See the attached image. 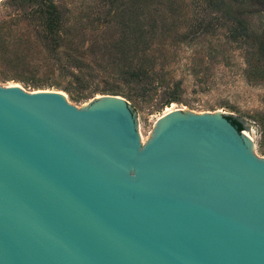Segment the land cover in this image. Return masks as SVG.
Masks as SVG:
<instances>
[{
	"label": "water",
	"instance_id": "1",
	"mask_svg": "<svg viewBox=\"0 0 264 264\" xmlns=\"http://www.w3.org/2000/svg\"><path fill=\"white\" fill-rule=\"evenodd\" d=\"M224 112L0 86V264H264V159Z\"/></svg>",
	"mask_w": 264,
	"mask_h": 264
},
{
	"label": "rangeland",
	"instance_id": "2",
	"mask_svg": "<svg viewBox=\"0 0 264 264\" xmlns=\"http://www.w3.org/2000/svg\"><path fill=\"white\" fill-rule=\"evenodd\" d=\"M53 1L68 24L78 30L77 35L70 39L74 46L80 43L86 49L95 44L92 48L97 50L102 37L108 38L104 32L107 30L104 20L108 4L101 0ZM32 9L31 5L12 8L7 5V0H0V25L9 23V27L0 31V86L13 84L28 92L61 91L76 108L87 106L101 94L86 95V98L76 101L80 93L72 89L74 99H71L57 87H64L66 82L38 65L53 55L39 49L37 52L34 22L27 14ZM164 9L175 14L173 21L183 26V31L190 32L196 21L204 27L216 23V28L211 35L198 39H179L175 31L170 32L165 50L150 52L162 64L156 65L155 71L164 75L167 87L157 86L146 98L135 104L128 102L136 115L141 144L149 140L156 120L164 115L167 108L196 114L220 111L250 127V132L244 130V133L254 141L255 155L264 159V74L254 76L248 71L250 65L259 60V56L253 54V38L232 37V29H236L240 22L247 27L248 35H260L262 14L258 7L250 0H221L216 7L212 4L209 7L205 0H176L173 6ZM89 50L85 59L93 62L98 54L89 53ZM172 92L176 94L177 101L163 105Z\"/></svg>",
	"mask_w": 264,
	"mask_h": 264
},
{
	"label": "trees",
	"instance_id": "3",
	"mask_svg": "<svg viewBox=\"0 0 264 264\" xmlns=\"http://www.w3.org/2000/svg\"><path fill=\"white\" fill-rule=\"evenodd\" d=\"M101 1L109 6L104 20L107 28L104 32L108 38L102 37L97 50L92 48L95 44L88 47L89 53L98 54L96 60L89 62L85 59L89 55L86 54L88 48L85 49L80 43L74 46V41L70 40L77 35L78 30L68 24L67 18L53 0H7V5L12 8L21 9L27 5L34 7L27 14L34 22L37 52L39 49L40 52L46 51L53 55V58H44L38 65L66 82L64 87H57L71 99H74L72 89H77L80 94L75 98L76 101L86 98V95L99 93L120 96L135 104L149 96V92L157 86L166 88V78L155 71V66L162 64L150 52H163L170 32H176L179 39H198L216 28V23L204 27L196 21L190 32L183 31V26L173 21L175 14L164 9L173 6L176 0ZM205 1L209 7L211 4L216 7L221 0ZM250 2L262 14L260 35H248L247 27L240 22L236 29H232V37L253 38L255 41L253 54L259 56V60L250 65L248 71L257 76L264 74V0ZM5 27H9V23L6 26L5 23L0 25V31ZM155 46L158 49L154 50ZM86 92L88 94H83ZM175 95L170 93L163 105L176 102ZM228 120L239 131L243 130L238 118L228 116Z\"/></svg>",
	"mask_w": 264,
	"mask_h": 264
},
{
	"label": "bare ground",
	"instance_id": "4",
	"mask_svg": "<svg viewBox=\"0 0 264 264\" xmlns=\"http://www.w3.org/2000/svg\"><path fill=\"white\" fill-rule=\"evenodd\" d=\"M9 86H14V85H13V84H10ZM172 111H174V109L167 108L166 111H165V113H164V115H166V114H168V113H170V112H172ZM164 115H163V116H164ZM244 134H245L247 137L251 138L250 135H249L248 133L245 132Z\"/></svg>",
	"mask_w": 264,
	"mask_h": 264
}]
</instances>
